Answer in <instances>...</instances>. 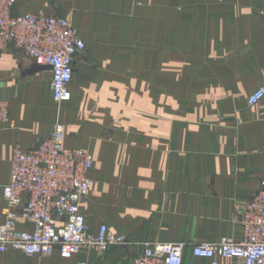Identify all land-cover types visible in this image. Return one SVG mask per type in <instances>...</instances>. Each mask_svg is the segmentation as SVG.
<instances>
[{
    "label": "crops",
    "instance_id": "crops-1",
    "mask_svg": "<svg viewBox=\"0 0 264 264\" xmlns=\"http://www.w3.org/2000/svg\"><path fill=\"white\" fill-rule=\"evenodd\" d=\"M174 2L17 0L18 12L69 17L86 47L72 64L71 98L61 103L53 96L50 67L36 66L19 48L0 52V100L10 111L9 122L0 123V225L15 146L30 148L62 124L65 146L93 156V184L81 203L87 224L94 233L106 225L130 243L71 257L9 249L0 251V264H130L145 244L172 241L187 243L183 264L235 263L194 256L191 246L224 237L240 241L238 209L264 187V98L247 102L264 88V50L221 53L214 64L201 55L188 69L203 73L182 71L205 80L178 88L175 24L158 20L160 12L173 14ZM179 91L199 95L176 100ZM16 228L34 227L19 218Z\"/></svg>",
    "mask_w": 264,
    "mask_h": 264
},
{
    "label": "built area",
    "instance_id": "built-area-1",
    "mask_svg": "<svg viewBox=\"0 0 264 264\" xmlns=\"http://www.w3.org/2000/svg\"><path fill=\"white\" fill-rule=\"evenodd\" d=\"M16 6L17 0H0V52L19 48L36 66L50 67L55 101L70 100L72 64L86 47L78 29L65 15L18 12ZM263 98L264 88H258L247 102L255 105ZM9 120V107L0 100V123ZM92 165L88 149L65 146L62 124H56L48 136L37 137L30 148L16 145L10 181L3 186L8 211L0 225V251L16 249L39 256L58 251L71 257L83 249L103 255L113 247H126L130 243L127 236L113 234L106 225L94 233L81 211L93 184L88 174ZM19 218L31 222L33 230L17 229ZM237 220L244 230L240 241L224 237L196 243L191 246L192 254L212 259L222 256L234 259V264H264V187L239 207ZM186 248L185 241L145 244L130 264H183Z\"/></svg>",
    "mask_w": 264,
    "mask_h": 264
},
{
    "label": "rangeland",
    "instance_id": "rangeland-1",
    "mask_svg": "<svg viewBox=\"0 0 264 264\" xmlns=\"http://www.w3.org/2000/svg\"><path fill=\"white\" fill-rule=\"evenodd\" d=\"M158 20L160 24H170L171 20L175 24V80L181 89L205 80V76L187 77L182 71L184 67L197 74L203 73L198 68L188 69L198 64L194 59L201 55H208L201 58H208V63L214 64L219 58L215 55L221 53L248 52L254 47L257 52L264 50V0H175L173 14L160 12ZM146 35L144 30L143 51L149 53ZM233 43L238 44L232 47L230 44ZM198 95L182 91L175 93L176 100L197 99Z\"/></svg>",
    "mask_w": 264,
    "mask_h": 264
}]
</instances>
